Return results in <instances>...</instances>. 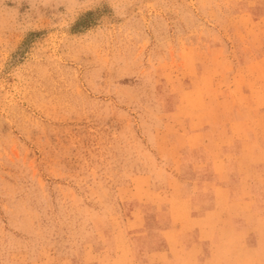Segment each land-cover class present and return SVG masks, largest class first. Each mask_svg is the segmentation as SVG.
Wrapping results in <instances>:
<instances>
[{
  "label": "rangeland",
  "instance_id": "obj_1",
  "mask_svg": "<svg viewBox=\"0 0 264 264\" xmlns=\"http://www.w3.org/2000/svg\"><path fill=\"white\" fill-rule=\"evenodd\" d=\"M253 31L264 0H0V264H147L193 163L238 152Z\"/></svg>",
  "mask_w": 264,
  "mask_h": 264
},
{
  "label": "crops",
  "instance_id": "obj_2",
  "mask_svg": "<svg viewBox=\"0 0 264 264\" xmlns=\"http://www.w3.org/2000/svg\"><path fill=\"white\" fill-rule=\"evenodd\" d=\"M242 31L251 33L246 28ZM253 33V39L249 38L250 50L252 47L260 51L259 45L264 46L260 40L262 33L257 32V38ZM245 51L247 55L250 52ZM240 60V70L246 72L245 80L250 85L240 97L254 100L251 105L238 107L236 119L219 125L226 130L221 139L228 140L226 144L237 139L235 143L240 148L223 157L222 163L207 156L193 163L194 178L189 180L188 194L181 198L182 205L189 207V216L178 219L173 215L161 226L159 238L150 241L151 247L145 254L147 264H264V164L261 150H256L257 145H264L260 141L264 135V107L261 109L255 100L262 99L260 104L264 106V54L258 52L253 58L243 56ZM200 117L203 121L191 124V133L200 135L203 140L199 145L205 146L215 138L210 135L217 127L205 115ZM246 146L254 149L247 152ZM227 177L231 180L226 181ZM248 177L253 181H248ZM232 179H236L235 184H230ZM218 209H227L225 217H210ZM230 238L238 245L245 243L242 249L252 252V257L228 250Z\"/></svg>",
  "mask_w": 264,
  "mask_h": 264
},
{
  "label": "bare ground",
  "instance_id": "obj_3",
  "mask_svg": "<svg viewBox=\"0 0 264 264\" xmlns=\"http://www.w3.org/2000/svg\"><path fill=\"white\" fill-rule=\"evenodd\" d=\"M240 148V147H239ZM227 169V168H226ZM184 237V236H183ZM262 254V253H261Z\"/></svg>",
  "mask_w": 264,
  "mask_h": 264
}]
</instances>
